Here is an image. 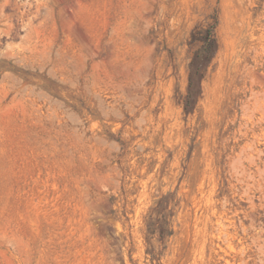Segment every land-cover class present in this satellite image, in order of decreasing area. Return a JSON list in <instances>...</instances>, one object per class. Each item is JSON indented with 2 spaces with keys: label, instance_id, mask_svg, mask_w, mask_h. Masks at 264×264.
Here are the masks:
<instances>
[{
  "label": "rangeland",
  "instance_id": "obj_1",
  "mask_svg": "<svg viewBox=\"0 0 264 264\" xmlns=\"http://www.w3.org/2000/svg\"><path fill=\"white\" fill-rule=\"evenodd\" d=\"M0 264H264V0H0Z\"/></svg>",
  "mask_w": 264,
  "mask_h": 264
},
{
  "label": "trees",
  "instance_id": "obj_2",
  "mask_svg": "<svg viewBox=\"0 0 264 264\" xmlns=\"http://www.w3.org/2000/svg\"><path fill=\"white\" fill-rule=\"evenodd\" d=\"M214 30H208L207 36L203 39L204 44L198 54L201 52H206L211 50L213 47L216 46V38L214 37Z\"/></svg>",
  "mask_w": 264,
  "mask_h": 264
}]
</instances>
